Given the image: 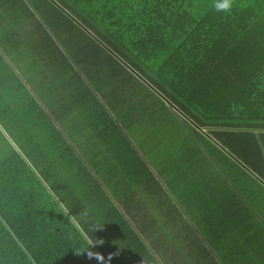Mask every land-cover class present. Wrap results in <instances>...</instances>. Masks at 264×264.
Listing matches in <instances>:
<instances>
[{"label":"rangeland","instance_id":"obj_1","mask_svg":"<svg viewBox=\"0 0 264 264\" xmlns=\"http://www.w3.org/2000/svg\"><path fill=\"white\" fill-rule=\"evenodd\" d=\"M37 2L5 0L0 9V56L12 70L3 83L11 98L0 96V158L19 152L77 220L79 213L92 216L95 197L106 192L124 216L116 193L110 197L113 180L129 183L134 193V171L159 179L172 221L166 210L162 216L161 209L150 212L138 223L148 237L128 216V236L137 234L144 244L128 253L122 245L114 248L128 264H182L194 254L205 257L203 264L210 258V264H264V181L225 160L208 139L191 135L186 118L102 45L100 57L84 59L81 45L69 40L77 35L94 41V34L81 26L38 23L47 20L40 13L48 3L38 8ZM95 168L113 176L104 182L106 192L102 185L90 187L88 173ZM108 241L96 246L114 264Z\"/></svg>","mask_w":264,"mask_h":264},{"label":"trees","instance_id":"obj_2","mask_svg":"<svg viewBox=\"0 0 264 264\" xmlns=\"http://www.w3.org/2000/svg\"><path fill=\"white\" fill-rule=\"evenodd\" d=\"M41 1L36 7L48 3L40 13L47 20L38 23L81 26L94 34V41L77 35L69 40L81 45L84 59L100 57L102 45L186 118L191 135L208 139L225 160L264 181V0H236L230 15L215 12L212 0ZM4 3L0 0V9ZM9 68L0 56V96L11 98L3 90ZM92 171L93 181L109 177L103 168ZM157 181L147 198L118 201L124 216L108 207L109 197L100 196L102 211L94 209L85 224L66 212L19 152L11 151L0 161V264H99L87 253L98 252L94 244L106 238L113 263L128 264L114 248L122 245L128 253V247L138 251L144 245L137 234L128 236V216L146 232L138 216L155 213L149 202L157 197L164 207L160 215L166 210L172 221L165 205L169 194ZM109 210L110 216H101ZM92 217L97 218L91 222ZM187 258L182 264H203L205 257Z\"/></svg>","mask_w":264,"mask_h":264},{"label":"crops","instance_id":"obj_3","mask_svg":"<svg viewBox=\"0 0 264 264\" xmlns=\"http://www.w3.org/2000/svg\"><path fill=\"white\" fill-rule=\"evenodd\" d=\"M3 157L4 156H2L0 158V161L2 160ZM132 172L133 171H128V173H132ZM134 172L136 174V177L139 176L137 181H136V185H137L136 191H139L141 194L139 196L132 195L133 193H128V191L130 190L129 183L124 182L123 184L119 185L117 183V181L113 180V183L111 186L112 192H111L110 197L112 196V194L116 193L117 201H119V202L120 201L121 202H128V201H132V199H140L141 196H143V199L148 197L149 190L151 188H154V184H155L154 179L152 177H145V176H149V175H145L144 177L141 176L142 174H140L139 171H134ZM108 174H109V177H107V179L102 180V179L98 178L97 181L90 182V187L92 189H94L96 186L102 185V189L105 190V187H104L105 183L104 182L110 178L113 179V176L110 173H108ZM248 174L251 177H253L256 181H259V183H260V180L258 178H256L255 176H253L250 173H248ZM126 186H128V188L123 189V187H126ZM105 192H106V190H105ZM94 194H95V190L93 192L92 199H94ZM81 195H83V194H81ZM106 196L108 197L107 192H106ZM99 197L100 196L95 197L96 203H92V205H93L94 209L99 210V212H101L102 209L98 206ZM149 206L155 210L154 212H156L158 209H161L160 210V213H161V212H163V209H164L163 204L161 202L159 203V200L157 197L155 198V200L152 203L149 202ZM83 207H86V205H83ZM110 214H111V210L107 211L105 214H101V216H110ZM148 214H149L148 210L142 211V215L138 216V217H142V220L140 221V223H143L144 221H146ZM78 216H80V222H83L85 224L87 223V220L89 219L88 214L79 213ZM75 220L78 221L77 219H75Z\"/></svg>","mask_w":264,"mask_h":264},{"label":"clouds","instance_id":"obj_4","mask_svg":"<svg viewBox=\"0 0 264 264\" xmlns=\"http://www.w3.org/2000/svg\"><path fill=\"white\" fill-rule=\"evenodd\" d=\"M235 5H236V0H212L211 6L215 12H217L221 15H230L232 13ZM94 245H96V244H94ZM94 245H92V246H94ZM76 254L79 255L80 253L77 252ZM87 255H88L89 259H95L99 262V264H103V259H104L103 255L100 254L99 252L90 251L87 253ZM113 255L114 254L110 253L108 256V260H111Z\"/></svg>","mask_w":264,"mask_h":264}]
</instances>
